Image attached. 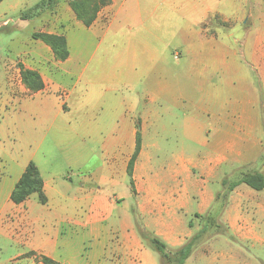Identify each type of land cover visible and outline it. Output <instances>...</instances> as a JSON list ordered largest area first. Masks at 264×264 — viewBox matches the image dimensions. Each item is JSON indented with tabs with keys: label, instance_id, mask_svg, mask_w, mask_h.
Returning <instances> with one entry per match:
<instances>
[{
	"label": "crops",
	"instance_id": "obj_1",
	"mask_svg": "<svg viewBox=\"0 0 264 264\" xmlns=\"http://www.w3.org/2000/svg\"><path fill=\"white\" fill-rule=\"evenodd\" d=\"M73 25H81L88 39L74 53L66 40L64 61L40 40L19 56L43 82L35 94L17 84L14 61L4 64L0 114L12 100L38 102L20 110L23 155L13 153L14 145L8 152V139L0 138V162L7 157L16 173L11 185L0 187V239L13 251L10 260L29 264H44L42 258L55 264H160L141 231L174 251L194 235L187 217L204 216L214 202L202 179L264 174V0H110L89 27L76 18ZM98 52L113 58L99 100L100 165L79 177L76 187L57 185L54 157L44 143L57 126L71 130L68 114L87 93H76L77 86ZM124 75L132 91L125 97ZM59 119L62 125H55ZM93 120L89 115L80 131L85 125L90 130ZM16 126L0 124V136ZM138 132L132 190L126 170ZM29 162L42 177L45 204L37 195L18 205L10 200ZM228 224L234 229L236 218Z\"/></svg>",
	"mask_w": 264,
	"mask_h": 264
},
{
	"label": "rangeland",
	"instance_id": "obj_2",
	"mask_svg": "<svg viewBox=\"0 0 264 264\" xmlns=\"http://www.w3.org/2000/svg\"><path fill=\"white\" fill-rule=\"evenodd\" d=\"M40 1L3 0L0 2V80L5 74V63L14 61L13 68L19 69L20 73L21 69H24V65L19 62L21 59L19 56L26 51L35 49L36 42L31 37L34 33L48 31L64 36L71 53L79 51L83 46L82 43L87 41L86 30L81 25L78 27L73 25L76 16L69 6V2L72 0H61L60 4L54 8L32 9ZM22 18L25 20H21ZM3 22H7V26H2ZM124 40V38H120L121 42L119 43L125 44ZM103 49L105 46L101 50ZM99 52L96 55V60L88 65L86 71L83 72L77 86L76 93L83 92L84 88L87 89V93L85 97L77 101L76 107H73L68 114L71 118L69 124L71 130L68 129L65 133L57 126L50 132L44 143V150L50 151V155L54 157L55 172L58 176L57 185L65 184L76 187L80 181L79 177L100 165L99 138L101 130L99 120L103 116V112L100 110L99 100L102 87L106 81L109 82L111 79H107V77L108 72L111 73L110 63L113 58L106 60L105 57H100ZM42 55L46 56L45 53ZM17 84L24 87L29 96L36 93L29 92L22 81L21 74L17 79ZM121 84L122 95L128 96L132 91L129 88V82L125 81V75ZM81 95H85V93H80ZM4 100L5 93L1 88L0 104ZM26 100L29 102L12 100L10 103H3L0 114L1 125H17L15 128L10 127L7 132L1 131L0 136L1 140L7 141L8 139L7 145L11 147V149L8 148V152L12 151L14 145L13 153L15 155H23L26 151L25 143L21 142L22 139L25 141L27 138L25 129L19 128L20 118L24 116L20 110L25 105H33L38 102V98ZM66 107L68 108V105H65L64 109ZM89 115L94 119L91 129L89 130V125H85L84 129L80 131L79 125H82ZM3 120H7V122ZM55 125H62L61 119ZM10 131H14L15 135L10 136ZM83 131L90 132V137H82ZM94 137L96 138L94 139ZM86 160L89 161L88 164H85ZM68 166L72 168L69 169ZM257 170L261 171L262 168ZM14 172L13 164L4 156L0 162V187H8L12 184V178L14 179V174H16ZM240 173H234L226 178L235 180V177ZM68 175H71V181L66 179ZM226 178L202 179L201 184L203 188L211 190L216 196L218 193H224L222 182ZM95 182L94 179H91L92 186L96 185ZM122 187L120 186L118 189L121 190ZM239 187L240 191L236 194L230 192L225 201V207L218 218L221 228L213 229L207 238L200 241L184 264H264V191H254L244 184ZM106 189L111 191L114 186L109 183L106 185ZM248 191H252L253 194ZM33 197L36 196L33 195ZM239 202H241L240 212L236 211ZM230 218H236L237 224L233 227L234 229L228 224ZM186 221L194 224L193 234H196L206 223L205 220L194 217H187ZM12 252L11 249L5 247L0 239V264H29V261L25 259L10 260ZM154 252L161 264L159 254L155 250Z\"/></svg>",
	"mask_w": 264,
	"mask_h": 264
},
{
	"label": "trees",
	"instance_id": "obj_3",
	"mask_svg": "<svg viewBox=\"0 0 264 264\" xmlns=\"http://www.w3.org/2000/svg\"><path fill=\"white\" fill-rule=\"evenodd\" d=\"M2 1L3 0H0V2ZM60 1L61 0H41L32 9L54 8L60 3ZM109 1L110 0H72L69 2V6L75 14L77 20L81 21L86 27H89L95 20L98 11L102 7L106 6ZM31 37L33 40H40L42 43L48 46L56 60L64 61L68 57L69 52L64 36L51 35L47 33H34ZM20 74L23 83L26 85V88L30 93L37 92L43 88V83L38 73L28 69H21ZM140 148L141 138L140 133L138 132L136 134L135 149L130 160L128 161L126 170L127 176L129 178V185L132 190L133 168L140 153ZM241 184H244L257 192L264 191V174L259 172H242L239 174V176L235 177V180H229L227 178L224 179L222 182L224 193H218L215 196L211 208L204 216L196 215L197 218L205 220V225L178 249L170 251L158 238L142 231L140 232L141 237L146 240L159 254L161 258V264H184L200 241L207 238L213 229L221 228L218 218L225 207V201L229 193ZM32 195H37L39 203H46V197L44 195V183L40 172L33 162H29L24 172L15 183L11 191L10 200L14 204L18 205L26 201ZM42 262L44 264H55L47 258H42Z\"/></svg>",
	"mask_w": 264,
	"mask_h": 264
},
{
	"label": "built area",
	"instance_id": "obj_4",
	"mask_svg": "<svg viewBox=\"0 0 264 264\" xmlns=\"http://www.w3.org/2000/svg\"><path fill=\"white\" fill-rule=\"evenodd\" d=\"M4 24H6V22H4Z\"/></svg>",
	"mask_w": 264,
	"mask_h": 264
}]
</instances>
